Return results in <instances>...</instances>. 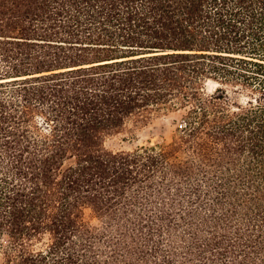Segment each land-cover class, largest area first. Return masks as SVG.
I'll use <instances>...</instances> for the list:
<instances>
[{"label":"trees","instance_id":"16d2710c","mask_svg":"<svg viewBox=\"0 0 264 264\" xmlns=\"http://www.w3.org/2000/svg\"><path fill=\"white\" fill-rule=\"evenodd\" d=\"M0 257L264 264V0H0Z\"/></svg>","mask_w":264,"mask_h":264},{"label":"rangeland","instance_id":"374dc122","mask_svg":"<svg viewBox=\"0 0 264 264\" xmlns=\"http://www.w3.org/2000/svg\"><path fill=\"white\" fill-rule=\"evenodd\" d=\"M208 85L210 86V90L219 86L213 82H210ZM240 99L242 100L243 98ZM183 122L181 114H174L171 117L158 121L154 126L140 131L136 136H132V134L128 132L112 137L108 140L107 145L109 148L115 150H129L141 145H147L151 142L157 143L164 139L171 140L173 135L177 132L179 125Z\"/></svg>","mask_w":264,"mask_h":264},{"label":"bare ground","instance_id":"6f19581e","mask_svg":"<svg viewBox=\"0 0 264 264\" xmlns=\"http://www.w3.org/2000/svg\"><path fill=\"white\" fill-rule=\"evenodd\" d=\"M218 85V84H217Z\"/></svg>","mask_w":264,"mask_h":264}]
</instances>
